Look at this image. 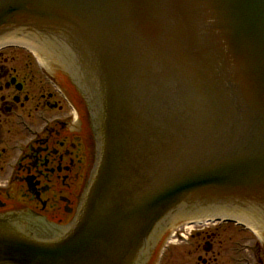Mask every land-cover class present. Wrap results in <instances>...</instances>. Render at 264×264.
<instances>
[{"label": "water", "instance_id": "water-1", "mask_svg": "<svg viewBox=\"0 0 264 264\" xmlns=\"http://www.w3.org/2000/svg\"><path fill=\"white\" fill-rule=\"evenodd\" d=\"M12 37L77 85L97 157L70 224L0 215V264H141L175 220L264 219V0H0Z\"/></svg>", "mask_w": 264, "mask_h": 264}, {"label": "flooded vegetation", "instance_id": "flooded-vegetation-1", "mask_svg": "<svg viewBox=\"0 0 264 264\" xmlns=\"http://www.w3.org/2000/svg\"><path fill=\"white\" fill-rule=\"evenodd\" d=\"M4 49L0 47V215L20 211L66 226L78 212L96 160L92 114L70 77L68 82L44 80L30 63L23 69L9 64V57H1ZM158 230L141 264H264L257 242L237 239L238 231L254 232L231 217H191Z\"/></svg>", "mask_w": 264, "mask_h": 264}, {"label": "rangeland", "instance_id": "rangeland-1", "mask_svg": "<svg viewBox=\"0 0 264 264\" xmlns=\"http://www.w3.org/2000/svg\"><path fill=\"white\" fill-rule=\"evenodd\" d=\"M1 57L6 56L10 58V61H8L9 64L14 63L19 65L23 69V66L25 63H30L31 66L35 69V71L39 74L40 77H42L44 80L48 78L55 79V80H61L58 75L55 73V71L50 67V65L46 66L41 62V59L37 55V53L33 49H28L25 47H18V46H10L2 50ZM24 72V70H23ZM46 80V81H47ZM47 83V82H46ZM241 241H245L246 244L250 245L255 243V249L260 247V256L262 258V261L264 262V248L261 243V240L257 238L256 235L249 232H242L238 231V238ZM250 250L249 248H245L244 252L248 253ZM256 264H259L256 263Z\"/></svg>", "mask_w": 264, "mask_h": 264}, {"label": "bare ground", "instance_id": "bare-ground-1", "mask_svg": "<svg viewBox=\"0 0 264 264\" xmlns=\"http://www.w3.org/2000/svg\"><path fill=\"white\" fill-rule=\"evenodd\" d=\"M37 53V52H36ZM37 55L39 56V58L41 59V62L43 63V64H45V65H49L38 53H37Z\"/></svg>", "mask_w": 264, "mask_h": 264}]
</instances>
